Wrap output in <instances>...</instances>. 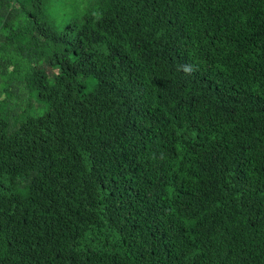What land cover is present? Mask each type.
<instances>
[{"label": "trees", "instance_id": "obj_1", "mask_svg": "<svg viewBox=\"0 0 264 264\" xmlns=\"http://www.w3.org/2000/svg\"><path fill=\"white\" fill-rule=\"evenodd\" d=\"M0 264H264V0H0Z\"/></svg>", "mask_w": 264, "mask_h": 264}, {"label": "rangeland", "instance_id": "obj_2", "mask_svg": "<svg viewBox=\"0 0 264 264\" xmlns=\"http://www.w3.org/2000/svg\"><path fill=\"white\" fill-rule=\"evenodd\" d=\"M58 1V0H57ZM52 3L56 2V0H51ZM54 15V14H53ZM59 20V18H57ZM59 22L58 21H55V24H58ZM39 103V102H38ZM35 110L38 112V113H42L43 112V107L40 105V104H36L35 105Z\"/></svg>", "mask_w": 264, "mask_h": 264}]
</instances>
